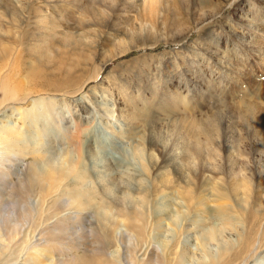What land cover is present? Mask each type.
I'll use <instances>...</instances> for the list:
<instances>
[{
	"label": "rangeland",
	"instance_id": "1",
	"mask_svg": "<svg viewBox=\"0 0 264 264\" xmlns=\"http://www.w3.org/2000/svg\"><path fill=\"white\" fill-rule=\"evenodd\" d=\"M8 1L17 3L18 0ZM19 1L30 7L23 14L25 31L29 34L22 52L26 66H38L43 58L39 51L47 53L52 39L59 40L52 47L58 52L57 57L52 51V59L43 69L52 79L61 76L69 63L65 53L67 48H63L67 34L86 42L90 40L84 36L91 35L103 58L112 47L106 44L109 41L118 43L125 32L144 35L153 31L145 50L130 52L107 63L96 81L86 82L83 89L77 87L75 93L55 94L57 117L47 114L38 122L50 124L47 125L48 139L43 137L42 141L41 135L29 126L25 130L30 140L42 141L44 151L56 156L68 148L62 128L68 127L70 136L78 134L75 145L80 142L83 146V160L92 178L90 187L106 205L113 208L124 204L131 209L140 195L149 196L145 239L137 241L131 237L126 224L118 221L115 236L106 245L108 256H115L120 264H131V251H135L138 259H147L154 251L165 256L170 253V258H175V254L182 251L183 264H210L211 258L219 257L220 248L226 242L235 244L239 252L238 236L245 233L242 220L250 213L264 217V154L252 157L247 147L242 156L233 154V150L223 155L217 136L210 134L216 142L204 145L206 152H203L204 168L201 170L203 166L198 159L189 157V146L194 139L184 135L178 127H182L183 121L208 123L214 119L228 126L233 124L231 131H235L243 123L235 112H246L248 106H254L263 110L264 115V0H170V5L175 2L177 6H167L168 0H160L159 11L153 18L141 11L145 0H114L115 3L106 0L102 11H105L103 17L106 16L109 25L102 28L104 32L94 25L88 30L90 10L87 13L85 7L89 2L91 7V0ZM141 17L146 23L143 33H140ZM170 19L176 22L175 27L168 25ZM79 22L83 24V30H75ZM173 32L181 38L166 44V38ZM207 32L211 37L208 40ZM34 36L46 39V42L32 39ZM61 51H64L63 55ZM52 61L55 62L52 64ZM114 69V80L108 83L106 79ZM169 73L172 84L165 83ZM139 75L144 77L140 79ZM25 76L26 73L22 77ZM78 83H83L82 78ZM194 84L197 93L191 90ZM212 90L216 95L206 100L213 96ZM124 93L125 97H122ZM220 93L225 94L223 99L227 104L216 102ZM255 94L260 97L254 99ZM15 104V101L8 102L10 107ZM31 107L30 102L24 106L16 105L7 113L2 110L0 125H6L10 112ZM11 116L14 123L15 118H20L19 115ZM62 116L65 119H61ZM81 130H85L83 136ZM151 141L155 146L149 149ZM231 149L229 146L224 150ZM210 151L212 155L218 154L209 156ZM19 163L22 172L29 162ZM167 176L171 183L163 187L161 179ZM189 176L196 177V184L198 181L204 183L202 213L180 196ZM243 177L250 181V191L246 193L243 188L232 186L234 179ZM14 180L18 181V177ZM216 186H219L218 192L214 190ZM82 217L83 229L89 228V231L98 226L96 209L83 213ZM222 220L224 225H221ZM27 229L25 224L24 231L28 233ZM262 229L264 231V221ZM208 230L218 231L217 237L207 240L205 232ZM84 255L83 251L74 250L72 261H85ZM263 255L264 252L252 250L238 256L239 262L246 260L244 264H263ZM228 260L224 257L221 262L225 264Z\"/></svg>",
	"mask_w": 264,
	"mask_h": 264
},
{
	"label": "bare ground",
	"instance_id": "2",
	"mask_svg": "<svg viewBox=\"0 0 264 264\" xmlns=\"http://www.w3.org/2000/svg\"><path fill=\"white\" fill-rule=\"evenodd\" d=\"M36 1L33 0L32 3ZM46 1L48 3L53 2L51 0ZM67 1L76 0H62L63 3ZM105 2L106 0H91V7L90 2L85 7L87 13L90 10L89 16L85 15L89 20L88 30H92V25L101 29V32H104L103 27H108V20L105 18L106 16L103 17L106 15L105 11H102L105 10ZM115 2L117 1L113 3ZM167 3V6L173 4L177 6L175 2L170 5V0ZM158 6H160V0H145L141 11L148 18H153L159 11L157 10ZM27 8L28 6L20 3L19 0L17 3L0 0V112L4 110L7 113L16 105L24 106L30 102L32 103L29 110L18 109L12 113L10 112L8 120L5 121L6 125H0V264H120L119 259L115 258L113 254L114 258L108 256L106 245L113 240L115 236L113 235L114 228H116L118 221L126 224L131 237L140 242L145 239L146 230L148 229H146L148 218L146 205L149 202V196L147 194L140 195L137 198V203L131 209L124 204L113 208L106 205L98 199L96 191L90 187L92 178L83 160V146L80 142V146L75 145L78 144L75 139L79 135L73 134L70 136L68 127L62 128L63 130L60 128L64 131L63 136L67 141L68 148L57 156L48 154L47 151H44L42 141L43 137H46L49 133L47 125L50 124L47 122L38 124V122L47 114H50L51 117H57L56 103L58 101L55 94L75 93L77 87L83 89L86 82L96 81L107 63L122 58L130 52L145 50L148 47L147 43L151 40L148 38L151 37L153 31L150 28L151 33L147 32L144 35L125 32L122 36L123 39L118 43L109 41L106 44L112 47L110 46L109 53L107 51L103 58H101V55L99 56L96 39L92 38L91 35L84 36L90 42L83 41L82 38H80V41L83 42H80L75 36L67 34L64 38L63 48H67L65 53L69 56V63L68 65L65 64L61 76L52 79L43 69L46 63L51 61L52 51L57 57L58 52L52 50V47H55L59 40L52 39L53 41L48 46L50 50L47 53L38 50L43 56L38 66L34 64L26 66L22 52L24 41L29 36L28 31H25L26 25L24 26L25 18L23 16ZM54 13L56 14L53 10L52 14L54 15ZM140 20L142 25L140 33H143L146 23H144L142 17ZM170 20L168 25L175 27L176 22ZM55 27H58V24H55ZM155 27L157 26L155 25ZM82 28L83 24L80 22L75 26V30H83ZM180 38L179 34L173 32L170 38H166L165 42L170 44ZM209 38H211L210 32H207L206 40ZM32 39L38 40L41 38L34 36ZM41 41L46 42V39H41ZM60 43L63 44V42ZM63 52L60 53L63 55ZM228 57L230 58L229 55ZM55 61H52V64ZM115 70L106 79L108 83L114 80L112 75H114ZM24 73H26L25 78L22 77ZM171 75L169 73L170 77L165 83L172 84L173 78ZM143 77L139 75L140 79ZM81 78L83 83L79 85L78 79ZM179 82L181 83V79H179ZM183 83L188 86L186 80ZM191 90L197 93L198 88L194 84ZM215 92L212 90L213 96L207 97L206 100L213 98L214 94L216 95ZM123 96L125 97V93L122 94ZM223 97H225V94L220 93L216 102L227 104L224 101L226 99H223ZM259 97L257 95L254 99ZM10 101H15L16 104L10 107L8 106ZM125 101L127 102L128 99ZM186 107L184 106L185 109ZM262 112L263 110L261 111L254 106H248L246 112L240 111L237 114L235 112V115L239 116L243 122L242 127L239 130L235 129V131H231V129H234L233 124L228 126L223 124V121L217 122L214 119L208 123L201 120L192 123L183 121L182 127H178L179 130L183 131L184 135H189L190 138L194 139L189 146L188 152L192 155L189 157L197 158L200 165L203 166H201V170H203L204 145L210 146L216 142L212 140L210 134L217 136L216 140L220 143L219 147L223 149V155L233 150V154L236 153L238 156H242V154H245L247 147L249 148V155L252 157L256 154H264V115ZM11 115H19L20 118H15L14 123L11 120L13 118ZM61 119H65V117L62 116ZM21 122H25V124H21ZM28 126L41 135V143L33 137L30 140L26 136L28 131L25 130ZM77 127L76 132L78 131ZM84 131H80L81 136H83ZM152 132L154 131L152 130ZM240 144H242L241 147ZM154 146L155 144L152 141L148 143L149 149ZM229 146L232 149L225 151L224 149ZM217 154L215 152L212 155L210 151L208 155L215 157ZM19 161L29 162L22 172L19 171L21 167ZM259 170L261 171V169ZM14 177H18V181H15ZM195 178L189 176L188 184L180 196L190 205L196 207L199 213H202L201 207L205 204L202 196L204 195L202 190L204 183L199 184L198 181V184H196L194 182ZM161 183L164 187L170 185L171 181L167 176L161 179ZM232 186L235 189L243 188L244 193L250 191V181L246 177L234 179ZM218 188L219 186H216L214 190L218 192ZM92 209L97 210L99 223L97 227L88 231L89 228L83 229L84 227H82V215ZM242 221L245 225V233L238 236L239 252L235 244L226 242L220 248L219 257L211 258L210 264H223L221 260L224 257L229 258L225 264H236L237 262V264H244L246 260L239 262L238 255L251 253L252 250H256V253L264 252V231L262 229L264 217L250 213ZM224 222L222 220L221 225H224ZM25 224L28 226V233L24 231ZM205 233L207 240L215 239L218 235V231L214 233L212 230ZM257 245L258 247H256ZM34 250L35 252H33ZM74 250L83 251L86 260L82 262L78 260L74 263L71 256ZM24 252L25 254H23ZM134 252L129 253V263L131 264H183L184 252L182 251L176 253L175 258H170V253L165 256L154 251L150 253L147 259H138ZM261 262L264 264V255Z\"/></svg>",
	"mask_w": 264,
	"mask_h": 264
}]
</instances>
